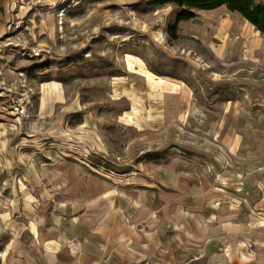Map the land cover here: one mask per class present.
I'll use <instances>...</instances> for the list:
<instances>
[{"label":"rangeland","instance_id":"374dc122","mask_svg":"<svg viewBox=\"0 0 264 264\" xmlns=\"http://www.w3.org/2000/svg\"><path fill=\"white\" fill-rule=\"evenodd\" d=\"M177 12L0 0V264H264V36Z\"/></svg>","mask_w":264,"mask_h":264},{"label":"trees","instance_id":"16d2710c","mask_svg":"<svg viewBox=\"0 0 264 264\" xmlns=\"http://www.w3.org/2000/svg\"><path fill=\"white\" fill-rule=\"evenodd\" d=\"M171 3L177 9L175 21L168 28L172 39L177 38V25L197 17L198 12L212 11L225 7L229 12L239 14L255 31L264 36V1L263 0H161Z\"/></svg>","mask_w":264,"mask_h":264},{"label":"crops","instance_id":"0c3cea01","mask_svg":"<svg viewBox=\"0 0 264 264\" xmlns=\"http://www.w3.org/2000/svg\"><path fill=\"white\" fill-rule=\"evenodd\" d=\"M220 8H225V7H220ZM220 8H218V9H220ZM226 9V8H225ZM215 10H217V9H215ZM227 10V9H226ZM212 11H214V10H212ZM228 11V10H227ZM229 12V11H228ZM230 13H232V12H230ZM234 14H237V13H234ZM237 15H239V14H237ZM240 16V15H239ZM241 17V16H240ZM242 18V17H241ZM243 19V18H242ZM243 21L244 22H246L244 19H243ZM247 23V22H246ZM248 24V23H247ZM248 25H250V24H248ZM251 26V25H250ZM252 27V26H251ZM253 28V27H252ZM261 35V34H260ZM261 36H263V35H261ZM187 227H188V230H187V236H188V239L190 240H192V239H196V236L194 235V231L196 232L197 230H195V229H193L192 228V226L190 225V224H188L187 223ZM200 230V229H199ZM162 234H163V231H162V229L160 230V229H158V230H156L153 234H151L150 236H148V238L151 240V241H153V243H151V245L149 244V246L150 247H152V248H157V249H163V247H164V244L162 243L163 242V240H162ZM173 236L171 237V240H173V238H174V234H172ZM197 237H199V236H197ZM138 239V238H137ZM124 240H121L120 241V239H119V241L117 242V244H118V248H120L121 246H124L123 244H124V242H123ZM123 242V243H122ZM121 245V246H120ZM77 260H79V259H77ZM77 262V264H78V262L79 261H76ZM88 264H90V262L88 263Z\"/></svg>","mask_w":264,"mask_h":264}]
</instances>
